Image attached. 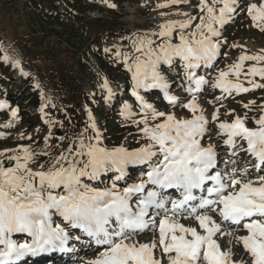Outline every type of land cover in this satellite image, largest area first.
I'll list each match as a JSON object with an SVG mask.
<instances>
[{"label": "snow or ice", "instance_id": "obj_1", "mask_svg": "<svg viewBox=\"0 0 264 264\" xmlns=\"http://www.w3.org/2000/svg\"><path fill=\"white\" fill-rule=\"evenodd\" d=\"M156 7L175 8L160 15L180 18L133 33L131 52L116 49L112 57L130 74L132 102L124 101L119 115L122 126L135 127L139 146H108L85 105L83 130L66 143L59 137L56 155L24 145L9 150L15 166L0 160V264L85 247L93 257L87 264H264V103L248 100L241 104L243 115L227 109L223 115L231 119H221L225 101L264 90V48L250 53L224 35L242 15L264 33V0H163ZM236 49L238 56L220 68V60ZM12 63L28 75L19 60ZM100 88L105 103L116 98L106 77ZM209 88L220 95L208 103L219 106L206 113L199 101ZM150 90L186 113L158 110L145 97ZM253 106L258 116H249ZM7 107L0 100V109ZM46 107L40 108L49 126L44 143L51 147L57 122ZM17 114L12 109L13 119ZM42 156L51 160L40 163ZM15 234L30 239L21 236L18 242Z\"/></svg>", "mask_w": 264, "mask_h": 264}, {"label": "rangeland", "instance_id": "obj_2", "mask_svg": "<svg viewBox=\"0 0 264 264\" xmlns=\"http://www.w3.org/2000/svg\"><path fill=\"white\" fill-rule=\"evenodd\" d=\"M111 2L117 7L109 8L101 0H0V57L6 66L3 65V70L8 76L7 79L0 76V100L8 104L7 108L0 109V125L9 121L13 124L10 128L0 127V133L5 134V138H0V153H6L0 156V160L12 162V165H5L6 167L15 166L14 161L7 159L15 154L9 150L21 145L31 146L36 152L44 150L56 155L59 151L56 145L61 144L59 137H65L66 143L68 137L83 130L87 120L85 105L93 110L108 146H139L136 143L139 137L135 135V127L130 122L127 126H122L124 122L119 115L122 103L132 102L130 74L126 73L122 65L114 63L112 57L116 49L131 52L129 37L133 33L158 30V25L165 20L180 17H162L161 12L176 10L158 9L156 5L163 0ZM252 2L258 3L259 0ZM181 8L183 11H192L193 14L197 11L190 6ZM76 33L79 39L71 40L70 37ZM224 35L230 43L245 45L250 53H257L264 48V33L251 28L246 15L237 18ZM105 48L112 49V52L105 53ZM239 51L231 50L229 58L220 60L219 67L223 68L226 63H231ZM5 54L10 57L8 62L3 60ZM14 60L21 62L27 76L13 66ZM105 77L116 94V98L110 103L104 102V93L100 88ZM170 79H175L174 75ZM37 83L39 88L35 87ZM175 92L182 100L187 98V94L181 90L176 89ZM157 94L153 92L151 96L145 97L152 98L148 101L158 110L186 113L184 109L167 106L163 97ZM218 95V90L209 88L208 94L200 97L199 102L206 113L219 106L208 103ZM248 100H256L257 105L264 103V90L237 98L236 102L225 101L221 108V119H231L223 115L227 109H235L243 115L246 110L241 104ZM42 104L47 105L45 112L48 118L57 122L51 128V147H46L44 143L49 126L42 119ZM12 109L18 112L15 119L11 116ZM134 111L139 110L134 108ZM258 115L256 106H253L249 116ZM249 126L254 125L249 123ZM130 132L133 133L132 136H129ZM21 134L24 139L20 138ZM29 136L33 139L29 140ZM50 160V156H42L39 162L48 163ZM14 236L21 237L23 234ZM149 239V236L142 237L143 241ZM85 256L87 260L84 263L87 264L93 257L91 254Z\"/></svg>", "mask_w": 264, "mask_h": 264}, {"label": "bare ground", "instance_id": "obj_3", "mask_svg": "<svg viewBox=\"0 0 264 264\" xmlns=\"http://www.w3.org/2000/svg\"><path fill=\"white\" fill-rule=\"evenodd\" d=\"M194 13H195V11H194ZM153 91H158V90H150L149 92L150 93H153ZM77 247L80 249V245H77ZM90 250L88 249V248H83V249H81V252H80V254L82 255L83 253H87V252H89ZM63 256H65L66 258H71V257H73L74 255L73 254H63ZM58 259H56V258H36V259H29V260H26L25 261V263L26 264H45V263H48V264H58ZM82 264H83V262H82Z\"/></svg>", "mask_w": 264, "mask_h": 264}, {"label": "trees", "instance_id": "obj_4", "mask_svg": "<svg viewBox=\"0 0 264 264\" xmlns=\"http://www.w3.org/2000/svg\"><path fill=\"white\" fill-rule=\"evenodd\" d=\"M103 34H107V33H103ZM70 38H71V40L76 41L79 39V36L76 33L75 35H72ZM3 65H4V63L1 61V57H0V76L7 79L8 78L7 72L5 70H3ZM4 67H6V66L4 65ZM26 98H27V96H26Z\"/></svg>", "mask_w": 264, "mask_h": 264}, {"label": "water", "instance_id": "obj_5", "mask_svg": "<svg viewBox=\"0 0 264 264\" xmlns=\"http://www.w3.org/2000/svg\"><path fill=\"white\" fill-rule=\"evenodd\" d=\"M6 166H10L12 165V162H9V163H5Z\"/></svg>", "mask_w": 264, "mask_h": 264}]
</instances>
